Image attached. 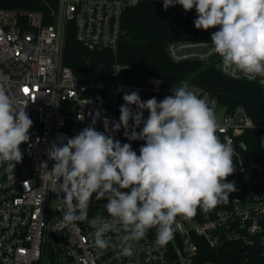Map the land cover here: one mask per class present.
Wrapping results in <instances>:
<instances>
[{
    "label": "built area",
    "instance_id": "built-area-1",
    "mask_svg": "<svg viewBox=\"0 0 264 264\" xmlns=\"http://www.w3.org/2000/svg\"><path fill=\"white\" fill-rule=\"evenodd\" d=\"M41 1L49 8L47 14L0 8V76L6 79L8 93L15 104L26 107L33 121L29 141L20 145L22 161L13 170L0 165V264H197V237L205 238L213 248L225 241L244 246L264 244V126L254 122L243 107L229 109L197 87L189 89L208 101L215 114L224 107L218 119L222 129L218 135L222 141L225 137L232 141L233 157L238 160L237 173L250 188L262 183V193H255L247 202L232 195L229 208H214L207 213L198 208L191 220L178 216L173 225L174 238L166 246L156 245V229L153 228L145 239L134 245L132 257L121 256L118 249L112 247L103 251L97 249L92 236L94 229L86 222H79V231L65 226L62 201L54 191L48 190L49 183L41 168L42 163H47L50 170L54 164L47 156L51 143L78 134L92 123L97 110L118 123L121 97L126 92L159 95L164 91L163 80L155 76L143 86L125 82L121 78L125 67L116 61L113 74L119 80L106 87L105 108L94 107L88 86L81 84L72 69L63 64L69 23L73 24L77 41L88 50H110L117 58L124 36L125 11L146 1L163 6V0ZM168 10L174 16L188 17V12L178 4ZM45 19L53 22L45 23ZM211 35L170 42L166 45L167 53L175 63L218 65L221 71L218 55L206 60L200 58L212 47ZM226 76L249 82L243 77ZM251 82L264 90L259 78ZM132 123L130 120V128ZM95 128L105 131L102 119ZM258 129L263 131L262 159L246 155L248 148L241 140L248 131ZM114 138L122 144L130 143L138 155L145 143L128 140L123 127L114 133ZM103 215H108L106 210ZM121 234L109 232L106 237L118 244L117 237Z\"/></svg>",
    "mask_w": 264,
    "mask_h": 264
},
{
    "label": "clouds",
    "instance_id": "clouds-1",
    "mask_svg": "<svg viewBox=\"0 0 264 264\" xmlns=\"http://www.w3.org/2000/svg\"><path fill=\"white\" fill-rule=\"evenodd\" d=\"M177 4L185 12L195 8L196 29H218L202 60L218 55L224 74L249 82L259 78L264 86V0H163L165 11ZM171 92L159 101H142L137 91L126 92L118 123L97 110L89 126L47 149L54 164L50 170L47 163L41 168L48 190L62 201L63 223L79 231V222H86L101 251L112 247L132 257L134 245L153 228L156 245L166 246L174 238L178 216L191 220L198 208L207 213L237 190L235 181L227 180L236 171L232 141L218 135L222 129L213 108L187 82ZM101 119L104 132L95 128ZM32 125L26 107L15 104L0 76V165L13 170L22 161L20 145L29 141ZM121 127L128 140L145 142L139 155L130 143L114 138ZM94 195L106 200L107 216L97 212L89 218ZM109 232L123 233L118 244L106 237Z\"/></svg>",
    "mask_w": 264,
    "mask_h": 264
},
{
    "label": "trees",
    "instance_id": "trees-1",
    "mask_svg": "<svg viewBox=\"0 0 264 264\" xmlns=\"http://www.w3.org/2000/svg\"><path fill=\"white\" fill-rule=\"evenodd\" d=\"M0 8L21 11H39L47 14L49 8L41 0H0ZM197 17L195 8L188 12V17L174 16L160 4L146 1L125 11L122 18L124 36L119 44L117 58L110 50L90 51L76 39L72 23H69L65 40L63 64L72 69L78 81L88 86V94L94 107L106 106V87L118 82L114 76L116 61L125 67L122 79L130 84L146 85L150 77L163 80L162 94L139 93L142 101L155 97L158 101L172 95L181 82L189 87L207 91L229 109L243 107L258 125L264 126V90L256 83L234 80L227 77L216 65L197 62H173L166 45L173 41H186L206 37L218 29L198 30L194 26ZM53 20L45 19V23ZM121 103L124 104L123 96ZM135 110V106H133ZM149 113L143 112L146 119ZM262 130H251L241 137L247 145L246 155L253 154L262 159ZM236 171L227 178L235 181L236 191L229 194L226 203L216 208L226 209L231 206V196L237 195L243 202L251 200L255 193H262V183L250 188L237 173L238 160L233 157ZM105 200H95L89 205L88 216L97 212L103 214ZM199 246L197 264H264V244L244 246L239 242L225 241L213 248L203 237H197Z\"/></svg>",
    "mask_w": 264,
    "mask_h": 264
},
{
    "label": "rangeland",
    "instance_id": "rangeland-1",
    "mask_svg": "<svg viewBox=\"0 0 264 264\" xmlns=\"http://www.w3.org/2000/svg\"><path fill=\"white\" fill-rule=\"evenodd\" d=\"M223 112H224V107L221 106V107L219 108L218 112L215 114L217 120L222 116ZM218 121H219V120H218ZM263 146H264V142H263Z\"/></svg>",
    "mask_w": 264,
    "mask_h": 264
},
{
    "label": "snow or ice",
    "instance_id": "snow-or-ice-1",
    "mask_svg": "<svg viewBox=\"0 0 264 264\" xmlns=\"http://www.w3.org/2000/svg\"><path fill=\"white\" fill-rule=\"evenodd\" d=\"M24 91H25V93H27L28 92V89L26 88V89H24Z\"/></svg>",
    "mask_w": 264,
    "mask_h": 264
},
{
    "label": "water",
    "instance_id": "water-1",
    "mask_svg": "<svg viewBox=\"0 0 264 264\" xmlns=\"http://www.w3.org/2000/svg\"><path fill=\"white\" fill-rule=\"evenodd\" d=\"M216 68H217V69H219V66H218V65H216Z\"/></svg>",
    "mask_w": 264,
    "mask_h": 264
}]
</instances>
